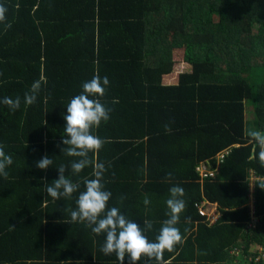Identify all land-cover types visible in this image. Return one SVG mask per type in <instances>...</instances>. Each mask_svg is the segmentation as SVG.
Wrapping results in <instances>:
<instances>
[{
    "label": "trees",
    "instance_id": "16d2710c",
    "mask_svg": "<svg viewBox=\"0 0 264 264\" xmlns=\"http://www.w3.org/2000/svg\"><path fill=\"white\" fill-rule=\"evenodd\" d=\"M0 4L8 9L0 23V100L21 99L14 112L0 103V145L13 159L8 177L0 176V264H119L100 251L103 235L71 222L78 193L53 201L44 187L62 164L74 182L91 178V167L73 175L75 158L60 149L66 105L97 73L110 81L103 97L110 119L94 130L111 141L95 157L107 169L109 206L141 227L151 221L145 235L155 240L168 218L169 189L179 185L187 207L177 227L185 242L165 251L164 264H230L239 242L243 260L251 245L264 253V165L249 159L246 136L249 128L264 132V0ZM176 44L190 46V66L165 85ZM37 80V101L26 107L24 95ZM44 155L54 163L40 170ZM204 202L215 205L214 222L198 214ZM251 214L257 222L249 227ZM256 256L250 264H264Z\"/></svg>",
    "mask_w": 264,
    "mask_h": 264
},
{
    "label": "clouds",
    "instance_id": "9594fccd",
    "mask_svg": "<svg viewBox=\"0 0 264 264\" xmlns=\"http://www.w3.org/2000/svg\"><path fill=\"white\" fill-rule=\"evenodd\" d=\"M8 9L0 4V23H6ZM11 27L10 24H6ZM110 85L109 78L97 73L93 77L82 83V92L70 99L66 105L67 114L63 116L65 120L64 135L62 136V147L60 150L68 157H73L71 161V172L79 175L84 169L91 167L93 178H83L82 181L74 182L65 175V165L56 167L58 169V179L51 184H45L47 196L53 201L60 199H71L73 194H77L76 208L70 210V218L73 223L85 225L95 235H103L104 243L100 251L105 255L115 254L119 264H139L142 260L155 261L156 264H164L165 251L172 253L178 245L185 242L180 229L181 215L185 212L187 203L184 199L186 193L184 188L174 185L169 189V198L166 200L168 218L163 221L155 240H149L145 235L152 230L153 223L149 220L143 221V227L133 220H130L120 208L109 206L112 193L105 189L103 182L105 164L99 162L95 157L110 140L102 139L94 134L102 123H107L110 119L111 109L103 102L107 88ZM41 90V81H34L29 92L24 95L25 106H32L37 101V96ZM116 101H113L115 103ZM0 103L6 105L13 112L20 108L21 99L16 97H4ZM45 123H47L45 121ZM166 132L171 129L165 125ZM249 143L252 144L249 159L258 157L264 165V132L255 128L246 131ZM257 148L259 151L257 152ZM91 154V155H90ZM217 154V153H216ZM53 159L44 155L36 162V167L40 170H47L53 166ZM13 164L12 156L6 154L4 146L0 145V176L8 177L6 170ZM166 179H172V173H168ZM81 183L83 191H81ZM123 197H121V203ZM143 203L150 205L151 200L145 194ZM209 203V202H207Z\"/></svg>",
    "mask_w": 264,
    "mask_h": 264
},
{
    "label": "rangeland",
    "instance_id": "374dc122",
    "mask_svg": "<svg viewBox=\"0 0 264 264\" xmlns=\"http://www.w3.org/2000/svg\"><path fill=\"white\" fill-rule=\"evenodd\" d=\"M172 62H173V69L176 71L178 70H186L188 68V65L190 64V60H191V48L189 45H174L172 47ZM171 78V77H170ZM176 77L175 74L172 75V78L170 79L171 82L175 81ZM248 104H246L245 106H247ZM247 110H249V108H247ZM249 118H252L251 115H248ZM211 209V207H209V210ZM214 215V214H213ZM215 218V216H214ZM238 245H240L239 250L232 252L231 253V257H230V264H250V260L252 258V255L255 253L257 256L254 258V261L257 262L258 260H263L262 259V254H260L263 249L261 248V246L259 245H251V247L248 250V254L245 257V260H243L244 262L240 263V260H242L244 257H240L242 255V249L244 248V244H242L239 242Z\"/></svg>",
    "mask_w": 264,
    "mask_h": 264
},
{
    "label": "built area",
    "instance_id": "2783aa9c",
    "mask_svg": "<svg viewBox=\"0 0 264 264\" xmlns=\"http://www.w3.org/2000/svg\"><path fill=\"white\" fill-rule=\"evenodd\" d=\"M228 153H229V150L228 149H225V150H222V151L218 152L217 155H216V160L218 162L219 161L220 162L223 161V159L228 155ZM207 163H208V161L207 162H203V166H201V169L202 170L203 169L206 170L205 166H206ZM209 175H212V174L209 173ZM254 180H255V178L254 177H251V182H253ZM252 188H253V184H251V189ZM205 203H207V202H205ZM208 204H212V203H208ZM196 207L198 209V214L199 215H201V216H207L210 219L211 222H214L215 221V218H214L215 215H213L214 212H215L214 209L207 210L206 208H203L202 204H198V205H196ZM251 219H252V221L249 224V227H252L254 225V223L257 222V220H256V218L254 217L253 214H251ZM242 244L243 243H241V246H242ZM237 250H239V248L236 247L235 250H234V252L237 251ZM260 254H262V259H264V253H263V251Z\"/></svg>",
    "mask_w": 264,
    "mask_h": 264
},
{
    "label": "crops",
    "instance_id": "0c3cea01",
    "mask_svg": "<svg viewBox=\"0 0 264 264\" xmlns=\"http://www.w3.org/2000/svg\"><path fill=\"white\" fill-rule=\"evenodd\" d=\"M176 45H182V44H176ZM190 62H191V60H190ZM189 66H190V64L188 65V68H189ZM188 68L186 69V70H188ZM186 70H174L172 73H170L169 75H167V76H164V78H163V84H165V85H173V84H175L176 83V80H177V78H178V75H179V73L180 72H184V71H186ZM175 74V77H176V79H175V81H173V82H171L170 81V79L172 78V75H174ZM171 77V78H170ZM91 178H93L92 176H91ZM205 203V202H204ZM206 205V209L207 210H209V207H211V209H214V211H216V208H215V206L213 205V204H208V203H205ZM210 209V210H211ZM122 213H124L125 215H127V213L126 212H123L122 211ZM154 217H157L156 215H153ZM159 217H161V216H159ZM163 217H164V215H163ZM240 247V245H237V248H239ZM243 260V259H242Z\"/></svg>",
    "mask_w": 264,
    "mask_h": 264
}]
</instances>
